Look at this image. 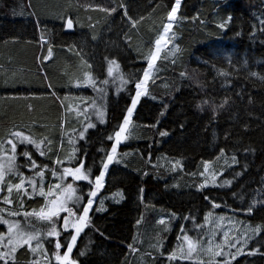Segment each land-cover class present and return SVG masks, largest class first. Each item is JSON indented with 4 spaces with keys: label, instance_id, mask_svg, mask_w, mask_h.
Segmentation results:
<instances>
[{
    "label": "trees",
    "instance_id": "1",
    "mask_svg": "<svg viewBox=\"0 0 264 264\" xmlns=\"http://www.w3.org/2000/svg\"><path fill=\"white\" fill-rule=\"evenodd\" d=\"M174 3L0 0V153L10 128L24 126L38 140L52 139L48 158L36 155V162L52 167L62 160L68 145H60L61 125L73 126L57 96L66 97L84 55L95 59L93 70L102 77L109 62L120 67L106 123L78 141L71 162L83 160L92 181H82L75 192L80 204H70L79 214L148 66L145 57L174 18L167 16ZM175 14L171 45L155 62L131 134L70 255L76 264H264V0H183ZM27 148L33 146L20 145ZM51 174L46 186L55 181ZM23 205L31 214L47 204L36 194L24 196ZM226 213L252 231L250 244L234 259H181V235L193 234L201 217ZM15 218L40 231L55 225L35 215ZM228 231L230 238L235 231ZM70 233L56 237L61 253ZM53 243L45 241L50 262L23 247L13 264H58ZM173 252L177 258L169 259Z\"/></svg>",
    "mask_w": 264,
    "mask_h": 264
},
{
    "label": "rangeland",
    "instance_id": "2",
    "mask_svg": "<svg viewBox=\"0 0 264 264\" xmlns=\"http://www.w3.org/2000/svg\"><path fill=\"white\" fill-rule=\"evenodd\" d=\"M181 3L178 7L180 8ZM177 9V11H178ZM177 14H175L173 20L171 21L172 27L167 35V39L169 40V43L167 46H161V51L159 53V56L162 54L163 50L168 48L171 45V40L169 39V34L173 28L174 22L176 20ZM42 42H46V39H42ZM158 56V58H159ZM157 58V59H158ZM94 58L89 55H84L83 59L80 63V68L75 77L72 78L70 88L66 92V97L64 98H57L61 102V105L63 106L65 113V117H67L68 120L72 121V126L69 129H65L64 125H61V139H60V145L64 142H67L68 145V151L65 154V156L60 159H54V165L52 167H49L47 162L46 164H40L39 162H36V155L38 157H41L43 159L48 158L49 151L46 148H49L50 143L52 142L51 137H44L40 140L38 138L34 137L33 135H30L27 130L25 129L24 126H18V127H12L10 128L8 132V137L6 139H12V143L16 145L15 152L13 153L11 150V147L9 144L6 143L5 141V147L2 149L0 153V161L7 163V161L4 159L6 156H15L14 160V165H15V170L12 173H7L5 176V180L3 182H0V200H2L5 203L4 198L7 196L8 199L12 201L11 204H6L2 205L0 204V209L3 211H0V217H2L5 220H8L9 223H15L18 222L20 229L25 232V233H33V234H38L37 239L33 240L31 242V249L27 245L19 246L17 247L16 252L14 253V260L9 259L8 264H13L16 263L17 261V254L18 251L23 248L27 247L29 248L32 253L37 256L36 258L38 259L39 257H44L45 259L42 260L50 262V259L47 256V248L45 247V241H49L50 243H53V246L55 247V243L57 242L56 237H49L47 236V232L51 230V228L47 231L44 230H36L33 227H29L26 223L19 221L18 219L15 218V216H18L19 214H25L23 211H21L24 208L23 201H24V196H32L34 195H41L40 190H41V178L39 176H36L35 173L39 172L44 166L46 165L47 167L44 168L43 172V178H42V187L45 195V201H46V206L43 208L45 211H47V208L49 207V202L56 196H58L63 188H65L68 184H71L72 187L77 191L78 187L82 183V181H76L73 177L71 176H65L63 180L59 179V177L63 174V169L64 168H74L77 165H72L71 162L73 158L76 155L77 152V143L79 140H84L88 131L95 129L99 125H103L106 123L107 120V111H106V103L110 100V98L114 97L117 92V87L119 86V76L118 73L120 72V67L118 65V68L114 67L112 75L108 74V68L105 70L104 76L102 77V72L101 70L97 72L96 70H93V62ZM114 61V60H113ZM156 62V61H155ZM117 65V63L115 62ZM148 67V66H147ZM154 68H155V63L151 69H149L150 72V77L147 80V82L144 84V86L141 88V91L145 93V86L152 77L154 73ZM86 76L88 79H91L94 82L93 84H90L86 80ZM143 78V74L141 76V79ZM140 79V80H141ZM144 95V94H143ZM142 96V95H141ZM140 96V97H141ZM140 97L138 98V102L140 101ZM136 104V106H137ZM136 108V107H135ZM133 109V112L135 110ZM102 112L103 113V118L102 120L97 116V112ZM132 112V114H133ZM130 115L129 117V124L126 128V131L123 133V135L126 137L123 139L118 145L116 149V153L114 154V160L112 163L109 164L108 168L105 171V175L103 177V186L105 184L108 172L112 164L116 163L115 159L117 157V152L119 147L126 142V140L129 138L131 132H130V122L132 119L133 115ZM79 124V125H78ZM91 125V126H89ZM20 131L23 132L26 136L30 137L31 140L36 141L40 145L39 151L37 150L36 147H34V144L24 142L21 143L18 139L13 138L11 136V133ZM83 131V137L79 135V133ZM47 136V135H46ZM50 142V143H49ZM114 142H115V137H114ZM28 145V146H33V149H20V145ZM40 151L44 152V155H40ZM27 152L31 158L32 161H35L36 168H32L29 162L28 157L24 156V153ZM69 163V164H68ZM67 164V165H65ZM60 166V167H59ZM41 167V168H40ZM25 169L31 170V171H26ZM32 170H34L32 172ZM52 170L51 174V180L55 179V181L49 182V185L46 186L45 181H46V176L48 175V171ZM53 172L56 173V176H53ZM18 173H22L23 176L25 177V184L24 188L27 189V191H20L18 192L15 188H13L12 192L9 194L7 191V184H12L15 185V183L10 176H15L19 177ZM28 178H33L36 181V189L33 191L32 187L28 185L27 179ZM87 182V181H85ZM60 185V188H56V185ZM51 188V191L53 195H47L49 192V189ZM102 188V187H101ZM100 188V189H101ZM100 189L97 191L96 197H93V204L91 208L89 209L88 213V221H89V214L94 205L96 204L98 200V192ZM75 191V192H76ZM121 194L122 192H118L117 195ZM76 195V194H75ZM116 194H114L115 196ZM79 196V194L77 195ZM17 201L18 208H11L13 204ZM87 202V201H86ZM85 202V204H86ZM69 204L67 205L68 208L72 210L73 213H76L77 216L79 213H77L73 207H71L70 204H73V201H69ZM80 204V203H79ZM17 213V215H9V213ZM67 215V213H61L59 217H53L52 221L55 224V227L57 231L60 233L59 236L61 237L65 232L70 231L73 232L74 230L68 229L67 231L62 230L61 225L63 224V217ZM31 216V215H30ZM43 220V219H42ZM87 221V223H88ZM196 221V220H195ZM57 223L59 225H57ZM7 225L0 223V234H4V240L3 243H7ZM85 228V227H84ZM83 228V230H84ZM195 231L193 234L191 233H184L181 235V242L183 243V252H187V244L184 240V237L187 236L190 240L193 242L197 243V251L193 252L190 257H186L187 259L196 261V262H203L205 260L208 261H216L220 259H225L228 260L231 257H236L239 255V253L242 251L244 247L250 244V239L247 241V237L252 234V231L248 230V226L245 225L242 219L237 217L233 213H226V214H210L207 215L206 217H201L197 219L196 225L194 227ZM233 229L235 231L234 235L229 238L230 234H228V230ZM82 230V231H83ZM16 230L14 229V232ZM82 231L78 234L77 239L75 243L73 244L72 251L74 247L76 246V243L82 233ZM227 234V235H225ZM258 235V232H255L253 235V238ZM232 239V240H230ZM37 240L39 241L40 247L37 248ZM51 240V241H50ZM55 240V241H53ZM59 241V240H58ZM60 243V241H59ZM61 244V243H60ZM62 246V244H61ZM10 247V246H9ZM212 247L213 251H220L221 255L219 256H212L209 254L206 250ZM62 248V247H61ZM61 248L57 250L56 248H52V254L55 259L56 255L62 256L64 251L61 253ZM34 249V251L32 250ZM2 247H0V251H3ZM66 251V249H65ZM71 251V253H72ZM71 253L69 255H71ZM46 255V257H45ZM47 258V260H46ZM57 261V260H56ZM34 263V261L32 262ZM58 264H60L59 261H57Z\"/></svg>",
    "mask_w": 264,
    "mask_h": 264
},
{
    "label": "snow or ice",
    "instance_id": "3",
    "mask_svg": "<svg viewBox=\"0 0 264 264\" xmlns=\"http://www.w3.org/2000/svg\"><path fill=\"white\" fill-rule=\"evenodd\" d=\"M181 3V0H175V3L173 4L171 10L167 13V16L169 18L174 17V14L177 12V9L179 7ZM121 7H123V5H121ZM66 26L68 28H71L73 26L72 24V20L68 19L66 21ZM221 27H223V25H220ZM172 27L171 22L169 23H165L163 24L162 28L163 31L160 33L159 37L155 40V47L154 49L150 52V54L148 56L145 57L146 62L148 67L145 68L143 70V78L139 81L135 83V88H136V93L135 96H133L131 98V105L127 108V114L124 116V120L123 123L121 125H119V130H117L114 133V137H115V142L112 144L111 150L110 152L107 153L106 155V159L102 160V170H100L99 175L95 177V187L88 193V199L86 204L82 205V211L80 212V214L77 216L76 213H73L72 210L70 208L66 207V204L68 201H73L76 204H79L82 197L75 195V189L72 187L71 184H68L65 188H63L60 192V195L57 196L55 199L51 200L50 206L47 208V211H45L43 208L41 209L40 212H33L31 214L29 213H25L24 216L27 217L29 215H35L37 216L39 219H43V220H47V221H52L53 217H59L61 212H65L67 213V215H65L63 217V224L61 225L62 230L67 231L68 229H72L74 230L72 233H70V240L66 241V251H64L63 255H56L55 259L57 261L60 262V264H76V261L72 260L70 258V253L72 251L73 248V244L75 243L78 234L83 230L84 227L87 226V221H88V213H89V209L91 208L92 204H93V197H96L97 195V191L103 187V177L105 175V171L109 164L113 162L114 160V154L116 153V149H117V145L126 137L123 135V133L126 131V128L129 124V117L133 112V109L136 107V104L138 102V98L143 95L144 93L141 91V88L144 86V84L147 82V80L150 77V72L149 69H151L155 63V61L157 60L159 53L161 51V46H167V44L169 43V40L167 39V35L170 31ZM176 49L173 48V51H175ZM49 55H51V52H49ZM45 59H47V57H45ZM114 67L118 68V65L115 64V61H111L109 62V68H108V74L112 75L113 73V69ZM181 75H184L183 73H181ZM121 79V83H127V81H124L122 77H120ZM86 80L88 83L93 84L94 86V82L91 79H88L86 76ZM226 102V101H225ZM97 116L102 120L103 118V113L102 112H97ZM91 126V125H89ZM83 131H81L79 133V135L81 137H83ZM164 133H162L163 135ZM11 136L13 138L18 139L21 143L24 142H28V143H32L36 146L37 150L39 151L40 149V145L34 141L31 140L30 137L26 136L23 132L20 131H16L11 133ZM109 139L111 140L112 137L110 136ZM7 144L10 145L12 152H15V148L16 145L12 143V139H9L6 141ZM50 143V142H49ZM0 148H2V146H0ZM221 152H223V150H221ZM40 155L43 156L44 152L40 151ZM25 157H28L30 165L32 168H36V164L35 161H32L29 154L27 152L24 153ZM4 159L7 161V163H4L2 161H0V182H3L5 180V176L7 173H12L15 170V165H14V160H15V156H6L4 157ZM47 166L45 165L44 168H46ZM44 168H42L39 172H36L35 175L39 176L41 178V190H40V194L43 196L45 195L44 191H43V187H42V178H43V172H44ZM205 169H207V163L205 164ZM88 172H90V169L86 172L84 170V161L81 160L79 165L74 167V168H64L63 169V174L59 177V179L63 180L65 176H71L73 177L76 181H88L90 184L92 183V181L89 178ZM201 175H203V173H201ZM19 176V182L15 185L12 184H7V191L10 194L13 190V188H15L18 192L20 191H27V189L24 188V184H25V177L23 176L22 173H18ZM53 176H56V173L53 172ZM27 183L29 186L32 187L33 191H35L36 189V181L33 178H28L27 179ZM204 185H200V187H203ZM56 188H60V185H56ZM47 195H53L51 188L49 189V192ZM5 203L6 204H11L12 201L10 199H8V197L6 196L4 198ZM103 203V201H101V204ZM255 203V201L253 202ZM99 210V209H97ZM0 211H3L2 209H0ZM248 211H251V207H249ZM9 215H17V213H9ZM0 223H3L5 225H7V243L4 244L3 240H4V234H0V247H2L3 251H0V264H8L9 259H13L14 260V253L17 250V247L19 246H23V245H27L30 249H31V242L33 240L37 239V235L38 234H33V233H25L20 229L19 223L15 222V223H9L8 220L3 219L2 217H0ZM14 229L16 230L14 232ZM260 229L259 227H257L256 229H254L253 231L258 232ZM59 232L57 231L55 225H53V227L51 228V230H49L47 232V236L49 237H58L59 236ZM227 235V234H225ZM184 240L187 244V252L184 253L183 249H181V256L180 258H186V257H190L191 254L195 251H197V243L193 242L192 240H190L187 236L184 237ZM10 246V247H9ZM37 248L40 247L39 241L37 240ZM55 248L57 250H59L61 248V244L59 243V241L57 240V242L55 243ZM34 251V249H32ZM209 254H211L212 256H219L221 255L220 251H213L212 247H209L206 250ZM81 255H83V253H81ZM176 254L175 252L170 253L169 254V259H176ZM235 257H233L234 259Z\"/></svg>",
    "mask_w": 264,
    "mask_h": 264
},
{
    "label": "water",
    "instance_id": "4",
    "mask_svg": "<svg viewBox=\"0 0 264 264\" xmlns=\"http://www.w3.org/2000/svg\"><path fill=\"white\" fill-rule=\"evenodd\" d=\"M59 195H60V194H59ZM59 195H58V196H59ZM56 197H57V196H56ZM56 197H54L53 199H55ZM53 199H52V200H53ZM68 202H69V201H68ZM68 202H67V204H66V207H67V208H68V206H67V205H68ZM49 206H50V203H49ZM61 213H64V212H61ZM61 213H60V214H61Z\"/></svg>",
    "mask_w": 264,
    "mask_h": 264
},
{
    "label": "bare ground",
    "instance_id": "5",
    "mask_svg": "<svg viewBox=\"0 0 264 264\" xmlns=\"http://www.w3.org/2000/svg\"><path fill=\"white\" fill-rule=\"evenodd\" d=\"M87 16V15H86ZM264 207V206H263ZM30 264V263H29Z\"/></svg>",
    "mask_w": 264,
    "mask_h": 264
},
{
    "label": "flooded vegetation",
    "instance_id": "6",
    "mask_svg": "<svg viewBox=\"0 0 264 264\" xmlns=\"http://www.w3.org/2000/svg\"><path fill=\"white\" fill-rule=\"evenodd\" d=\"M69 204V203H68Z\"/></svg>",
    "mask_w": 264,
    "mask_h": 264
}]
</instances>
